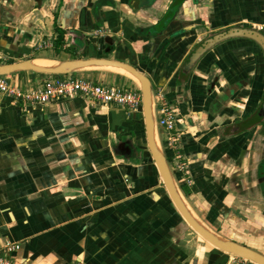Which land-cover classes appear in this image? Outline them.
Wrapping results in <instances>:
<instances>
[{
    "label": "crops",
    "instance_id": "obj_1",
    "mask_svg": "<svg viewBox=\"0 0 264 264\" xmlns=\"http://www.w3.org/2000/svg\"><path fill=\"white\" fill-rule=\"evenodd\" d=\"M235 25L264 32V0H0V63L134 64L153 82L156 116L164 105L177 116V145L158 135L191 210L264 254V119L252 120L264 55L252 40L231 39L181 73L204 38ZM79 74L136 85L108 69ZM44 75L11 78L27 91ZM11 241L20 264H256L183 219L149 153L142 112L79 96L42 106L0 95V246Z\"/></svg>",
    "mask_w": 264,
    "mask_h": 264
},
{
    "label": "water",
    "instance_id": "obj_2",
    "mask_svg": "<svg viewBox=\"0 0 264 264\" xmlns=\"http://www.w3.org/2000/svg\"><path fill=\"white\" fill-rule=\"evenodd\" d=\"M246 38L254 41L264 55V32L252 26L235 25L212 33L204 38L186 57L181 73L191 74L197 64L216 46L221 43L236 39ZM36 59L27 58L16 62L0 63V75L11 77L12 74L22 71H33L40 74H68L94 70L96 67L114 66L122 67L135 75L140 83H136L142 94V115L146 130L148 150L152 156L164 186L183 219L205 240L215 247L226 251L234 256L252 261L256 264H264V254L244 244L226 239L212 231L191 210L183 193L177 184L170 168L166 154L162 148L158 135V126L154 109L153 82L144 72L134 64L109 57H84L72 59H55L56 65L43 67L34 63ZM94 68V69H93ZM98 69V68H97ZM101 69V68H99ZM40 83V82H39ZM257 115L264 119V97L260 102ZM239 127V126H238ZM236 127V128H238ZM194 213V214H193Z\"/></svg>",
    "mask_w": 264,
    "mask_h": 264
},
{
    "label": "built area",
    "instance_id": "obj_3",
    "mask_svg": "<svg viewBox=\"0 0 264 264\" xmlns=\"http://www.w3.org/2000/svg\"><path fill=\"white\" fill-rule=\"evenodd\" d=\"M0 95H8L25 105H47L61 99L82 97L92 103L141 112L142 94L137 85L106 83L80 75L45 74L34 88L23 91L13 84L12 78L0 75ZM157 126L168 137V145L175 147L180 139L177 116L172 108L164 105L156 116ZM20 248L18 242H7L0 246V264H20L11 254Z\"/></svg>",
    "mask_w": 264,
    "mask_h": 264
},
{
    "label": "bare ground",
    "instance_id": "obj_4",
    "mask_svg": "<svg viewBox=\"0 0 264 264\" xmlns=\"http://www.w3.org/2000/svg\"><path fill=\"white\" fill-rule=\"evenodd\" d=\"M34 63H36L37 65L43 66V67H50V66H54L57 64V62H54V61H52L50 59H46V58H37L34 61ZM96 68H102V69L104 68V69L114 71L116 73L126 75V76L130 77L131 79H133L135 82L140 83L138 78L135 75H133L130 71H128L127 69H124L122 67L104 66V67H96ZM194 216H195V214H194Z\"/></svg>",
    "mask_w": 264,
    "mask_h": 264
},
{
    "label": "trees",
    "instance_id": "obj_5",
    "mask_svg": "<svg viewBox=\"0 0 264 264\" xmlns=\"http://www.w3.org/2000/svg\"><path fill=\"white\" fill-rule=\"evenodd\" d=\"M170 12H171V11H170ZM55 28H56V30L58 31V38H57V40H56V46H59L61 43H63L64 34H65V33H64V30L61 29V28L57 25V23H56ZM253 43H254L255 45H257L254 41H253ZM257 46H258V45H257ZM258 48H259V50H260L261 55H263L261 48H260L259 46H258ZM56 51L59 52L58 48H57ZM253 112H254V113H253V115H252V120H254L255 123L262 121V119L258 117L256 110L253 111ZM166 155H167L168 158L171 157L170 153L167 152V151H166Z\"/></svg>",
    "mask_w": 264,
    "mask_h": 264
},
{
    "label": "rangeland",
    "instance_id": "obj_6",
    "mask_svg": "<svg viewBox=\"0 0 264 264\" xmlns=\"http://www.w3.org/2000/svg\"><path fill=\"white\" fill-rule=\"evenodd\" d=\"M46 59H49V58H46ZM50 60H52V61H54V62H56L55 61V59H50ZM94 69V68H93ZM97 69V68H96ZM99 69V68H98ZM102 69V68H101ZM104 69V68H103ZM162 145V144H161ZM162 148H163V150H164V147H163V145H162ZM165 151V150H164Z\"/></svg>",
    "mask_w": 264,
    "mask_h": 264
}]
</instances>
